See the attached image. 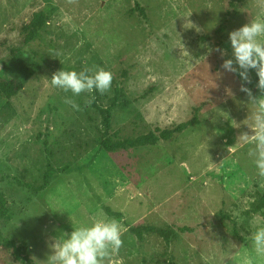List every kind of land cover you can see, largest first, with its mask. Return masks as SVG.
<instances>
[{"label": "rangeland", "instance_id": "1", "mask_svg": "<svg viewBox=\"0 0 264 264\" xmlns=\"http://www.w3.org/2000/svg\"><path fill=\"white\" fill-rule=\"evenodd\" d=\"M253 19H264L261 0H0V83L16 93L0 94L2 235L43 264L63 233L115 219L123 246L107 264H264L251 239L264 227V188L251 145L236 144L253 134L241 86L264 93L254 69L250 82L240 77L229 39ZM85 67L110 71V90L51 86L56 71ZM103 109L119 139L196 122L168 141L106 152ZM143 225L166 237L131 231ZM0 264L19 263L0 246Z\"/></svg>", "mask_w": 264, "mask_h": 264}, {"label": "clouds", "instance_id": "2", "mask_svg": "<svg viewBox=\"0 0 264 264\" xmlns=\"http://www.w3.org/2000/svg\"><path fill=\"white\" fill-rule=\"evenodd\" d=\"M74 2V0H69ZM264 4V0H261ZM264 19H253L237 30L229 33L235 64L239 66L240 77L250 82L249 70L254 69L258 76L257 87L264 93ZM217 51H221L217 49ZM224 53L222 52V55ZM232 59L224 60L222 67L230 72H237ZM112 73L103 68L94 72L85 67L81 71L58 70L52 74L50 84L73 96L81 93H91L97 90L100 94L109 91L112 84ZM241 90L248 94L250 112L245 123L252 135L242 133L237 138V145H251L247 155L252 159L257 172L260 187L264 188V95L254 97L250 89L241 86ZM65 103L73 109L80 110V106L71 98H65ZM87 103H91L88 101ZM122 229L115 219H97L90 226L74 227L70 233H63L51 245L52 252L43 264H107L111 256L123 246ZM252 249L257 257L264 258V227L252 234Z\"/></svg>", "mask_w": 264, "mask_h": 264}, {"label": "trees", "instance_id": "3", "mask_svg": "<svg viewBox=\"0 0 264 264\" xmlns=\"http://www.w3.org/2000/svg\"><path fill=\"white\" fill-rule=\"evenodd\" d=\"M50 13L49 8L44 10L43 14H35L34 19L32 21L25 23L23 26V40L26 38L28 40L32 39L33 36V31L40 26V23L38 21H41L42 16H48ZM41 29V28H40ZM39 29V30H40ZM21 43L26 44L24 41H21ZM21 85V84H20ZM5 83L1 82L0 83V94L6 95L7 97H11L16 95L15 91L13 92H7L4 90ZM22 86V85H21ZM115 93L117 97L120 98V102L125 105L126 99L122 95L120 90H115ZM101 118L104 126V131L101 133V141H100V147L106 151V152H114L118 149H134V148H140L148 145H155L159 140L162 141H168L170 138L173 137L175 133H180L183 130H185L187 127L190 125L194 124L196 122V119L194 118L193 120L185 123V124H180L176 126L173 130H164L162 131L159 136H154L152 134L149 135H138L136 137H127L124 139H119L116 136H109L108 131L111 128V115L109 109H103L101 111ZM7 202L0 191V222L7 218ZM108 214L110 216H114L117 218H120V214H112L107 210ZM224 218L226 216H223ZM182 230H186L187 228H181ZM133 233L136 234H141V233H154L160 237H166L167 232L161 229H156L153 226H147L143 225L138 228L131 229ZM0 246L12 251V257L16 262L19 264H35L32 259L27 255L28 251V246L25 242L23 241H14L12 239H9L5 236L2 235L0 231Z\"/></svg>", "mask_w": 264, "mask_h": 264}]
</instances>
